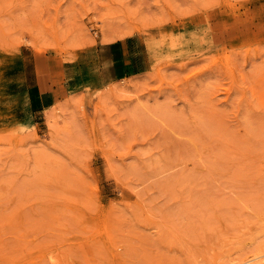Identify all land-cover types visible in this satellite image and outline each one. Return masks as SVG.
<instances>
[{"label":"rangeland","instance_id":"374dc122","mask_svg":"<svg viewBox=\"0 0 264 264\" xmlns=\"http://www.w3.org/2000/svg\"><path fill=\"white\" fill-rule=\"evenodd\" d=\"M0 60V264L264 253V0H0ZM42 63L65 95L37 113Z\"/></svg>","mask_w":264,"mask_h":264},{"label":"bare ground","instance_id":"6f19581e","mask_svg":"<svg viewBox=\"0 0 264 264\" xmlns=\"http://www.w3.org/2000/svg\"><path fill=\"white\" fill-rule=\"evenodd\" d=\"M196 35H200V34H196ZM209 36L210 34L206 35V40L208 42H213V39L209 41L210 40ZM173 43H177L179 47L175 53V55L177 56L186 54L192 49V47L193 49H196V47H200L203 45V42L201 41L200 36L183 35L181 37L176 36L175 39H172V41H169V42L165 41L164 44L161 46V48H159V51H157L158 49L154 47H151V49L155 52V55H157V52H158V54H161L163 56H169V55L172 56L169 53L173 47ZM43 72H48L51 75L53 84L55 85V99H56L55 101L56 102L52 107L48 108V109H51V108L55 109L62 105L63 100L61 99V97L65 95L63 87L61 86L60 77L56 70H52V68L47 66L45 63H42V65H40V67L37 69L36 75H38L39 73H43ZM14 79H16L15 72L10 69V66L8 63H4L2 62V60H0V93H6L8 91L11 92L14 89L12 87H14L15 85ZM26 100L29 103V97H28L27 90H26ZM29 107L31 110L30 104H29ZM46 110H44L43 112H45ZM237 264H264V253L253 255L250 258L240 263H237Z\"/></svg>","mask_w":264,"mask_h":264},{"label":"crops","instance_id":"0c3cea01","mask_svg":"<svg viewBox=\"0 0 264 264\" xmlns=\"http://www.w3.org/2000/svg\"><path fill=\"white\" fill-rule=\"evenodd\" d=\"M64 68V87L65 90L71 93L72 87L68 84L67 69ZM33 84V85H32ZM29 104L33 112L42 113L44 110L52 107L55 104V85L51 75L48 72L39 73L34 78L31 86L27 88Z\"/></svg>","mask_w":264,"mask_h":264}]
</instances>
